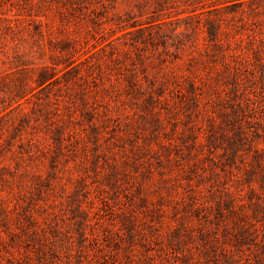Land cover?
<instances>
[{
    "label": "rangeland",
    "instance_id": "374dc122",
    "mask_svg": "<svg viewBox=\"0 0 264 264\" xmlns=\"http://www.w3.org/2000/svg\"><path fill=\"white\" fill-rule=\"evenodd\" d=\"M202 3L221 49L188 16ZM263 35L264 0H0V264H226L228 120L238 92L264 120V77L224 65Z\"/></svg>",
    "mask_w": 264,
    "mask_h": 264
},
{
    "label": "trees",
    "instance_id": "16d2710c",
    "mask_svg": "<svg viewBox=\"0 0 264 264\" xmlns=\"http://www.w3.org/2000/svg\"><path fill=\"white\" fill-rule=\"evenodd\" d=\"M204 4H200V7L193 6L189 10L192 13L188 16L195 19V29L206 33L203 35L205 47L212 46L221 49L223 40L221 35H228L229 32L221 30L220 23H218L219 19L209 15L211 11L216 10L218 7L205 9ZM257 22L258 20L255 18H249V21L245 22L243 26L249 32L254 33L257 30L255 28V23ZM127 32L130 31H125L123 34ZM112 41L113 39L103 44L99 47V50L104 51L105 47L111 44ZM179 41L180 44H185L183 40L180 39ZM245 41L253 45L248 50L249 52L245 51L243 39L238 37L233 39L235 47L229 55L233 60V64L225 63L224 67L226 70L231 68L234 72L233 75L236 76L237 73H241L242 70L244 71L251 66L249 69L250 73H253L254 69H258V79L262 81L261 77H264V35L258 39L257 45H255L256 38L252 36ZM97 50L89 52L81 60L78 57H74L73 54L68 56L67 71L82 64L90 68L92 64L89 61ZM113 59L117 60L115 57ZM190 59H193V57H190ZM188 70L190 74L185 76L183 81L186 80L190 85H193L192 72L190 69ZM133 76L134 71H129V78L126 77L127 81L130 82ZM48 78L45 68H42L36 81L38 85H41ZM150 87V99L160 101L159 96L163 92L162 85L155 86L151 82ZM18 91L17 100L21 98L28 99L27 94L30 93L29 91L27 92L22 88L19 93ZM233 98L237 99V106L235 108L231 107V119L228 120V124H230L229 131L231 132L228 135L227 144L229 151L224 153L226 159L222 169L224 170L225 166L227 167L224 171L229 173L228 176L232 181L231 186L233 189L226 187L223 190L226 197L222 199V202L225 208L228 209V213L235 217V220L231 224L226 221L223 222L225 233L232 245L231 249L224 252L225 262L226 264H264V146H257L258 141L262 140L264 142V120L258 122L252 120L248 112L250 98L244 93L238 92ZM20 104L21 102L14 107ZM258 128H260L261 132H259ZM206 140L208 144L213 143L211 136H208ZM258 180L261 181L259 183L260 189L262 188L261 192H258V188L254 185ZM187 198L193 205H197L200 208L205 207L191 190H188ZM217 210L219 215L223 216L224 212L220 203L217 204Z\"/></svg>",
    "mask_w": 264,
    "mask_h": 264
}]
</instances>
